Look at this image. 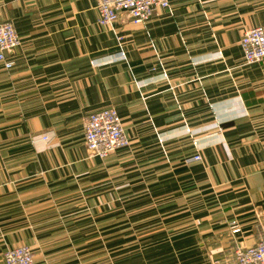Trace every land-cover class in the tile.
I'll return each mask as SVG.
<instances>
[{
    "label": "crops",
    "instance_id": "0c3cea01",
    "mask_svg": "<svg viewBox=\"0 0 264 264\" xmlns=\"http://www.w3.org/2000/svg\"><path fill=\"white\" fill-rule=\"evenodd\" d=\"M168 1L101 27L96 0H0L21 42L0 64V264L20 245L35 264H219L264 236V59L239 46L264 0ZM107 108L129 145L91 158L84 120Z\"/></svg>",
    "mask_w": 264,
    "mask_h": 264
},
{
    "label": "built area",
    "instance_id": "2783aa9c",
    "mask_svg": "<svg viewBox=\"0 0 264 264\" xmlns=\"http://www.w3.org/2000/svg\"><path fill=\"white\" fill-rule=\"evenodd\" d=\"M168 0H96L97 24L109 27L120 16H125L133 25H143L157 10L168 9ZM21 42L11 22H0V64L6 70L14 67L9 58ZM245 64H254L264 59V26L245 30L239 40ZM83 140L91 158L105 159L116 150L129 145V139L115 108H107L89 114L84 120ZM43 141L46 138H42ZM196 154L185 160L186 164L199 162ZM231 235L241 232L236 221L230 222ZM4 264H35L31 249L26 245L6 249ZM219 264H264V236L252 246L238 247Z\"/></svg>",
    "mask_w": 264,
    "mask_h": 264
}]
</instances>
